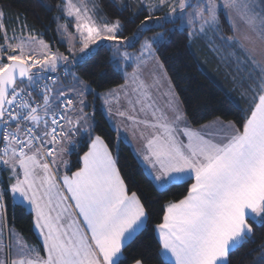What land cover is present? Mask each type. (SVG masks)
<instances>
[{"label":"snow or ice","instance_id":"1","mask_svg":"<svg viewBox=\"0 0 264 264\" xmlns=\"http://www.w3.org/2000/svg\"><path fill=\"white\" fill-rule=\"evenodd\" d=\"M110 3L121 12L132 10L130 23L143 17L131 36L124 35L119 18L103 15L98 0L55 5L56 31L67 54L31 33L17 37L12 29L9 37L0 9V173H8L6 182L0 178V208L9 193L19 206L27 205L46 253L41 256L37 246L13 233L14 243L5 246L0 264H127L126 249L154 219L151 203L135 191L129 194L105 141L91 135L87 96L109 105L116 92L95 93L75 69L88 65L101 49L126 83L130 79L135 85L131 95L126 93L128 107L116 115L149 129L140 134L145 141L141 162L149 166L153 186L163 192L192 181L182 199L162 207L151 229L160 264H231V254L252 240L256 228L264 229V48L258 59L256 49L244 43L250 37L236 35L243 24L264 44V0H138L134 9L132 3ZM221 15L230 21L232 36L221 33ZM154 28L161 31L145 35ZM175 33L221 54L234 86L243 89L241 98L251 93L239 128L229 122L192 130L174 100L163 110L156 106L149 95L152 85L141 73L149 61L159 64L157 50ZM136 44L137 52L127 50ZM225 47L232 50L227 56ZM116 131L119 143L127 140ZM78 136L90 144L71 171L63 157L77 152ZM252 251L259 252L253 264H264V244ZM133 264L145 261L134 258Z\"/></svg>","mask_w":264,"mask_h":264},{"label":"trees","instance_id":"2","mask_svg":"<svg viewBox=\"0 0 264 264\" xmlns=\"http://www.w3.org/2000/svg\"><path fill=\"white\" fill-rule=\"evenodd\" d=\"M60 0H0V9L3 10L6 19L8 31L12 29L22 35L40 36L54 47L55 40L57 45L62 48L66 46L59 42L56 26L57 22L54 17L59 15L55 5ZM132 3L133 9L138 6L130 0H121L119 3ZM104 15L111 21L119 18L125 26L124 35L131 36L136 30L140 19L135 23H130L132 10L121 12L118 7L112 6L110 0H100ZM47 6V7H46ZM51 7V11L48 10ZM26 23V28H21V23ZM224 36L233 35V31L221 15ZM168 25L167 27H170ZM159 28H154L145 35L151 36ZM2 39V32H0ZM168 43L157 50V56L164 67L169 80L171 81L175 93L179 98L184 114L188 122L198 127L215 119L232 122L238 128L241 126V110H247L251 106V93H247L241 98L242 88L234 86L230 69L221 61L220 55L209 51L204 47L202 41L190 44L186 39V34L175 33L166 37ZM54 41V42H55ZM231 49L224 48L223 55L227 56ZM108 53L101 49L99 55L88 65L77 67L75 69L96 92H102L113 87L122 85L125 82L124 75L113 68L108 63ZM95 120L94 132L108 145L110 150L115 154L117 167L121 176L129 189L137 192L142 200L146 199L151 203L149 211L154 212V219L150 221L149 228L142 233L134 242H132L125 251L128 257L127 264H133L134 258H143L145 264H160L156 255L158 244L156 243L155 234L152 228L159 222L163 215L162 207L169 201H178L187 194L188 184L181 186H171L167 191H158L152 183L151 178L144 171L142 165L133 153L127 142H118L117 133L109 124L99 102L92 111ZM89 142L84 139L77 152L70 155L71 171L77 170L78 156L87 151ZM68 174H71L68 172ZM8 173H0V178L7 181ZM7 223L14 226L29 242L37 243L41 246L39 237L34 229L33 213L25 206L21 207L13 203L11 194L5 196ZM255 227V226H254ZM264 244V229H255V235L252 240L231 254V264H253V261L259 256L258 251L250 250L259 248Z\"/></svg>","mask_w":264,"mask_h":264},{"label":"rangeland","instance_id":"3","mask_svg":"<svg viewBox=\"0 0 264 264\" xmlns=\"http://www.w3.org/2000/svg\"><path fill=\"white\" fill-rule=\"evenodd\" d=\"M130 1L136 3V5L138 4V0H130ZM118 2H121V0H118ZM259 2H260V0H258V3ZM98 3H99L100 8L102 9L101 4H100V0H98ZM119 4H121V3H119ZM260 8H261V10H264V3L260 4ZM102 13H103V11H102ZM103 15H104V13H103ZM158 15H159V13H158ZM224 17L230 25V21L228 20V18L226 16H224ZM60 23H64V21L61 20ZM56 28H57V26H56ZM220 28L222 31L223 27H222L221 17H220ZM239 28H240V31H238L236 33V35H238L240 37H243L244 35H248L250 37V41H244V43H246V45L248 47H254L255 49H257L258 46L260 47V49L262 47H264V44L261 43L260 38L255 33H252L243 24H240ZM71 30L74 31V29H71ZM160 31L161 30H157L156 32L152 33L151 36L155 35L156 33L160 32ZM56 33H57V31H56ZM7 34L9 37H11L13 35V32L11 31V33H10L8 31ZM16 35H17V37L23 36L24 38H26L28 36V35L25 36V35L18 34V33H16ZM2 36H3V33H2ZM57 36H58L59 42L61 43V37L58 33H57ZM229 36H232V35H229ZM36 37L38 39H43L46 43H48L53 51L59 50L61 52H65V54H67L66 53V49H67L66 44L62 43L66 46L65 48H62L59 45H57L58 43L54 40L55 42L53 41V43L55 44V46L53 47L50 44V42L47 41L46 39H44L40 36H36ZM12 42L18 43L19 40H13ZM3 43H4V40L2 38V39H0V44H3ZM33 47L36 48V51L39 54L40 53L39 47L37 45H33ZM127 50L135 53L139 50V44H136L134 48H129ZM257 58L259 59L258 56H257ZM156 60L159 61V64H157L154 61H149L145 66H143V70L141 73V79L144 81H147L148 84L152 85L151 89L149 90V95L150 96L152 95L151 96L152 99L155 101L156 106L159 107L160 109H162V110L165 109L167 101L172 99V100H174L175 103H178L180 110L184 113L182 104H181L179 98L176 96L174 87H173L171 81L169 80V77L167 76V73H166L164 67L162 66V63L159 60L158 56L156 57ZM133 67H134V65L132 67L127 68V72L129 74L133 71ZM122 85L125 86L123 89H121ZM122 85L110 88V89L102 91V92H96L92 88L95 93H99L101 95L107 94L110 90H112V91L116 92V96L110 98L109 105H104L103 99L98 98L97 96H94V95H88L87 96L88 107L86 108L85 111L91 117L89 123H91L93 125V129H94L95 120L93 118V115H92L93 112L92 111L95 109L97 103L99 102V105H100L101 109L103 110V113L105 114V116H106L109 124L111 125V127L115 131H116V129H119V136L121 139L126 135L128 142L135 143L136 141L140 140L142 142V144H144L145 141L143 139H141L140 134H141V132H143L145 135H147L149 132V129L145 128L143 124L137 126L136 124L126 120L125 118L116 115V112L118 110L123 111V110H125V108L128 107V96L126 95V93L131 95V89L135 88V85L132 84L130 79L127 81V83L125 80V82ZM109 107L111 108L110 114L108 111ZM91 135H92V137L96 136L94 130L92 131ZM117 138H118V133H117ZM76 139L79 142L80 146L82 145L84 139H86L90 144V140L86 136L85 137L78 136V137H76ZM63 158L70 161V155L65 154ZM62 171H66V170L61 168V172ZM12 201H13V203H16L13 199H12ZM5 206H6V201L4 203V206L2 207L3 210H4ZM25 207L28 210H30L27 207V205H25ZM2 213L5 216L6 223H7L6 208H5V211L0 212V214H2ZM7 225L10 228V230L6 233L5 238L0 237V260L5 258V251H4L5 246L9 245L11 243H14L15 238L12 236L13 233L18 235L21 238V240L26 242L27 245L37 246L41 252L43 251L42 244L40 246L37 243L29 242L14 226L12 227L8 223H7ZM11 231H12V233H11ZM12 255H13V257H15V255H16V251L14 248L12 249Z\"/></svg>","mask_w":264,"mask_h":264},{"label":"crops","instance_id":"4","mask_svg":"<svg viewBox=\"0 0 264 264\" xmlns=\"http://www.w3.org/2000/svg\"><path fill=\"white\" fill-rule=\"evenodd\" d=\"M262 48H264V47H262ZM262 48H261V49H262ZM261 49H260L259 46H258L257 49H256V52H257L256 54H257V56H258L259 58H261V57H260V51H261ZM151 96H152V95H151ZM176 96H177V95H176ZM217 122H219V123H217ZM228 123H229L228 121H224V120H221V119H215V120H212V121H210V122H208V123H205V124H203V125H201V126L194 127V126H192V125L188 122V120H187V125H188V127L191 128L192 130H201V129H205V131L208 130L206 126L219 127L220 124H228ZM116 133H117V132H116ZM125 142H127V143L130 145V147H131L133 153L135 154L136 158L138 159V161H139L140 164L142 165L144 171L147 173V169L149 168V166H148L146 163H142V162H141V161H142V158H143V153H144V144H142V142H141L140 140L136 141L135 143H130V142H128L127 140H125ZM109 149H110V148H109ZM110 151H111V150H110ZM111 152H112V151H111ZM112 154H113V157L115 158V154H114L113 152H112ZM64 172H65V171H62L60 174L63 175ZM150 178H151V177H150ZM33 216H34V213H33ZM34 229H35V232H36L37 236L39 237V239H41L40 242H41V244H42V238L39 236L38 230L35 228V223H34ZM9 230H10V228L8 227V225H7V223H6L5 216H4L3 213H2V214H0V237L5 238V235H6V233H7ZM11 233H12V231H11ZM38 250H39V249H38ZM39 252H40V255H41V256H45V255H46V253H45L44 250L42 251L43 253H42L40 250H39Z\"/></svg>","mask_w":264,"mask_h":264},{"label":"built area","instance_id":"5","mask_svg":"<svg viewBox=\"0 0 264 264\" xmlns=\"http://www.w3.org/2000/svg\"><path fill=\"white\" fill-rule=\"evenodd\" d=\"M4 203H5V197L3 198V201H2L3 206H4ZM5 208H6V206L4 207V210H3V208H0V212L5 211Z\"/></svg>","mask_w":264,"mask_h":264}]
</instances>
